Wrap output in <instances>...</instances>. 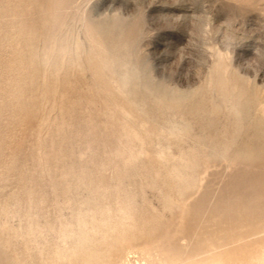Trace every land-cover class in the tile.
Segmentation results:
<instances>
[{
	"label": "rangeland",
	"instance_id": "1",
	"mask_svg": "<svg viewBox=\"0 0 264 264\" xmlns=\"http://www.w3.org/2000/svg\"><path fill=\"white\" fill-rule=\"evenodd\" d=\"M0 264H264V0H0Z\"/></svg>",
	"mask_w": 264,
	"mask_h": 264
},
{
	"label": "bare ground",
	"instance_id": "2",
	"mask_svg": "<svg viewBox=\"0 0 264 264\" xmlns=\"http://www.w3.org/2000/svg\"><path fill=\"white\" fill-rule=\"evenodd\" d=\"M50 20H52V19H50ZM111 26V25H110ZM113 26V25H112ZM116 29V28H115ZM123 29V28H122ZM120 30V29H119ZM128 43V42H127ZM133 71V70H132ZM131 71V72H132ZM116 72V71H115ZM114 73V72H113ZM132 74V73H131ZM139 79V78H138ZM132 81H134V80H132ZM122 87V86H121ZM123 88V87H122ZM247 101V100H246ZM246 103V102H245ZM244 105V104H243ZM246 106V105H245ZM248 106V105H247ZM180 133V132H179ZM185 133V132H184ZM174 135V134H173ZM185 135V134H184ZM175 136V135H174ZM244 153V152H243ZM256 166V165H255ZM255 169V168H254ZM251 170H253V169H251ZM118 202V201H117ZM132 226V225H131ZM69 258V257H68ZM62 260V259H61ZM6 263V262H5Z\"/></svg>",
	"mask_w": 264,
	"mask_h": 264
}]
</instances>
